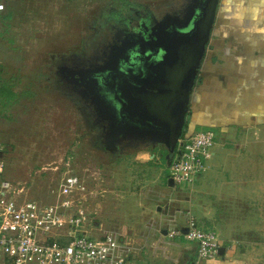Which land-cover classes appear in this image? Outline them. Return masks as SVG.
Masks as SVG:
<instances>
[{
    "label": "rangeland",
    "instance_id": "rangeland-1",
    "mask_svg": "<svg viewBox=\"0 0 264 264\" xmlns=\"http://www.w3.org/2000/svg\"><path fill=\"white\" fill-rule=\"evenodd\" d=\"M0 2L5 5L0 12L2 176L24 187L26 196L44 198L61 176L78 175L86 194H92L87 210L99 225L98 234L111 231L130 242L136 264H184L188 256L177 244L190 242L162 230H178L192 217L185 200L198 195L195 185L215 176L205 191H233L225 182L227 172L257 161L252 150L264 143L226 150L222 133L211 129L215 154L207 160L210 167L194 184H170L169 162L178 145H169L163 132L142 130L141 124L119 131L111 113L116 102L92 73L127 64L152 52L163 38L189 32L203 0ZM79 77H91L96 90L90 93ZM5 82L6 92L12 90L9 100L2 96ZM256 132L249 139L263 134ZM235 137L229 138L232 143L244 142V136ZM194 248L190 244L186 252Z\"/></svg>",
    "mask_w": 264,
    "mask_h": 264
},
{
    "label": "crops",
    "instance_id": "crops-1",
    "mask_svg": "<svg viewBox=\"0 0 264 264\" xmlns=\"http://www.w3.org/2000/svg\"><path fill=\"white\" fill-rule=\"evenodd\" d=\"M199 72L200 81L189 99L190 131L197 127L218 130L223 135L224 149L236 152L243 150L246 143H264V0L218 1ZM255 130L256 134H263L249 139ZM235 134L244 136V142L232 143L229 138H236ZM263 149L253 148L252 153H258L257 161L242 163L227 172L225 182L233 185V191L219 194L205 191L215 176L195 185L198 195H189L185 205L192 217L202 218L196 219L202 227L214 225L211 227L219 233L221 245L218 256L200 259L196 242L188 241L195 245L192 254L186 252L190 251V244H177L179 251L188 256L184 264H264ZM245 185L252 189L246 191ZM187 221L178 229L184 230ZM98 227L94 221L87 231L100 235ZM163 247L170 249L167 245ZM133 253L127 264H136Z\"/></svg>",
    "mask_w": 264,
    "mask_h": 264
},
{
    "label": "built area",
    "instance_id": "built-area-1",
    "mask_svg": "<svg viewBox=\"0 0 264 264\" xmlns=\"http://www.w3.org/2000/svg\"><path fill=\"white\" fill-rule=\"evenodd\" d=\"M5 8L0 2V12ZM215 133L195 131L180 139L178 152L169 163L173 184H194L206 171ZM4 145L0 142V264H127L133 247L117 233L90 234L94 225L83 179L68 173L48 188L44 198L28 197L24 187L3 177ZM87 202V203H86ZM183 230V229H182ZM170 230L197 243L200 259L219 255V233L202 227L190 217L182 231Z\"/></svg>",
    "mask_w": 264,
    "mask_h": 264
},
{
    "label": "flooded vegetation",
    "instance_id": "flooded-vegetation-1",
    "mask_svg": "<svg viewBox=\"0 0 264 264\" xmlns=\"http://www.w3.org/2000/svg\"><path fill=\"white\" fill-rule=\"evenodd\" d=\"M161 42L166 44L165 38H163ZM160 49L161 47L158 43L154 46V50L149 54L138 56L127 64L115 63L110 69L106 71H97L96 74L92 73V75L96 76L95 79L98 80V85H104L107 91L105 93L116 102V108L112 107L111 113H113L114 125L118 126V130L120 126L133 127L138 126V124L144 126V129L141 128L142 130H146L147 127L160 129L167 127L165 123L161 122L164 120V117L160 116L156 105L158 106V104H161L162 99L165 101V106L168 105L170 100L173 103L174 98L177 96V91L175 88L176 86H179L180 83L174 82V77L171 75L172 67L166 65V71L164 69L157 71V69L154 68V65H158L159 61L162 59L161 56L163 52H161ZM184 50V45H182L179 50V60H181V55L183 54ZM174 60V56L167 58V62H173ZM160 67H165L164 62L160 64ZM178 68H180V66ZM185 74V69H182V71L177 74V80L183 79ZM139 76H146L147 80H141L143 83L139 84ZM82 80L83 81L80 80V83L86 85L90 93H93L94 89L96 90V86L94 85L93 87L92 83L90 84V80H93L91 77H85ZM156 80L157 82H155ZM199 81L200 72L197 73L194 87ZM170 83H172V87ZM136 99L144 100V104H138L137 102L139 101ZM153 100H155L156 103H153ZM186 120L187 112L185 115V121ZM165 121H167V117ZM133 134L136 133L133 132ZM133 134L128 135L132 137ZM180 139L181 138H179V140ZM167 143L169 144L168 140Z\"/></svg>",
    "mask_w": 264,
    "mask_h": 264
},
{
    "label": "water",
    "instance_id": "water-1",
    "mask_svg": "<svg viewBox=\"0 0 264 264\" xmlns=\"http://www.w3.org/2000/svg\"><path fill=\"white\" fill-rule=\"evenodd\" d=\"M218 1L219 0H203L194 27H192L189 32L173 33L165 38L166 44H163L161 41L159 42L161 47L160 50L163 54L161 56L162 59L159 61L158 65H154V68L157 69V71L160 69L166 71V65L172 67L171 75L174 77V82H179L180 84L175 88L177 96L174 98L173 103L170 100L168 105L165 106V101L162 99L161 104H158L160 107L156 105L160 116L164 117V120L161 122L165 123L167 127L162 129L150 127L149 129L163 132L169 144H173L174 146L178 144L182 133L185 115L189 106L190 94L194 87L197 73L199 72L201 60L205 54L206 44L209 40ZM182 45H184L185 50L181 55V60H179V50ZM173 56L175 60L173 62H167V58ZM163 62L165 67H160V64ZM179 66L180 68H178ZM182 69L186 71L185 77L181 80H177V74L181 72ZM139 77V84L143 83V80H147L146 76ZM155 82H157V80ZM170 85L172 87V83H170ZM137 101H139L137 102L138 104H144V100L142 99ZM153 103H156V101L153 100ZM166 117L167 121H165ZM169 182L170 184L174 183L172 179H169Z\"/></svg>",
    "mask_w": 264,
    "mask_h": 264
},
{
    "label": "trees",
    "instance_id": "trees-1",
    "mask_svg": "<svg viewBox=\"0 0 264 264\" xmlns=\"http://www.w3.org/2000/svg\"><path fill=\"white\" fill-rule=\"evenodd\" d=\"M3 99H8L9 100V98H11L8 94L9 93H11L12 92V90H10V87H9V93H7L6 91H8V90H6V82L4 83V89H3ZM10 95H12V94H10ZM190 113H191V108H190V106L188 107V111H187V118H189V116H190ZM195 128H193L192 129V131H190V124H189V119L188 120H186L185 121V123H184V129H183V131H182V133H181V136H180V138L181 139H186V138H188L190 135H192L194 132H195ZM205 130H211V129H205ZM193 132V133H192ZM189 133H192V134H190L189 135ZM178 144H179V142H178ZM177 144V145H178ZM178 150V149H177ZM176 150V152L174 153V155H173V157L175 156V154L178 152ZM173 157H171L170 159L172 160L173 159Z\"/></svg>",
    "mask_w": 264,
    "mask_h": 264
}]
</instances>
